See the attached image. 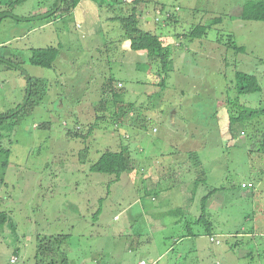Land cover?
I'll list each match as a JSON object with an SVG mask.
<instances>
[{"label": "rangeland", "instance_id": "374dc122", "mask_svg": "<svg viewBox=\"0 0 264 264\" xmlns=\"http://www.w3.org/2000/svg\"><path fill=\"white\" fill-rule=\"evenodd\" d=\"M8 1L0 0V11L9 10ZM103 1L116 6L100 9L83 0L76 13L48 17L56 0H23L11 10L13 17L1 22L0 113L24 104L35 81L43 82L35 88L40 99L34 111L1 143L11 156L8 169H0V211L8 215L0 225V264L63 258L68 264H152L188 235L186 223L197 251L184 259L168 253L154 264H217L220 257L222 264H264V120L256 117L230 130L231 115L264 107V22L241 19L249 1L259 0L142 5L139 14L153 17L157 10L160 22L140 19L139 27L160 36L171 55L160 96L155 67L145 66L147 53L131 50L121 22L113 20L131 8L117 5L125 0ZM200 25L207 28L205 36L191 37ZM230 39L245 51L229 47ZM47 46L60 51L54 68L30 64L32 50ZM238 72L256 76L262 90L239 94ZM119 82L136 107L115 122L111 97ZM89 125L88 139L69 136ZM121 146L128 147L133 164L119 182L90 171L105 151ZM161 166L165 172L154 182L164 177L172 196L162 182L153 199L147 176ZM194 168H199L197 186L185 179ZM249 182L252 187H242ZM212 187L220 193L210 204L217 212L206 214L211 236L205 233L210 226L192 224V218L164 233L158 229L160 221L187 216L183 203L189 194L206 196ZM66 236L61 254L52 250L42 256L41 244L48 247ZM14 257L16 262L10 261Z\"/></svg>", "mask_w": 264, "mask_h": 264}, {"label": "trees", "instance_id": "16d2710c", "mask_svg": "<svg viewBox=\"0 0 264 264\" xmlns=\"http://www.w3.org/2000/svg\"><path fill=\"white\" fill-rule=\"evenodd\" d=\"M23 0H9L7 3V7L9 10H2L0 11V26L2 25L1 22L7 17H13L11 10L18 5ZM83 0H56V4L51 11L50 14L47 16L49 17L52 14L62 12L64 14H71L73 13L79 4ZM94 2L100 9H103L105 6L113 7L111 4H105L103 0H91ZM128 2V3H127ZM123 1V3H118L117 5L124 4L130 7V11L127 16L123 17H116L113 20H117L121 22L122 28L124 31V39L129 42V48L136 52L145 51L147 53L148 62L145 66L149 68L155 67L154 75L157 77L158 82L156 85L159 87L160 91L155 94L156 96H160L166 89L167 78L169 76V71L171 69V55L166 46L164 45V41L161 39L160 36L153 34L149 31H144L142 28L139 27L140 19L141 21L145 22L142 18L143 15L139 14V8L142 5L152 2L151 0H131V1ZM248 11L241 16L242 20L245 21H254V22H264V0L259 1H249L248 3ZM116 5L114 4V7ZM113 7V8H114ZM149 9V8H148ZM144 10V9H143ZM163 10V9H162ZM167 21L172 22L174 17L168 13L166 15ZM154 22H160V20L155 17L153 19ZM219 19L215 20L218 22ZM162 27H165L163 24ZM207 28L205 26H197L192 32L191 37L193 38H202L205 36ZM229 47H232L237 52L245 51L243 47H238L237 44L233 41V39L229 40ZM59 48L54 46H47L46 48H37L32 50V56L29 59L30 64L36 67L52 69L54 68L55 62L59 55ZM237 77L240 81L239 87V94H252L257 93L262 90V87L254 75H249L247 73L238 72ZM32 81V79H31ZM36 83L31 87L29 90L26 100H24V104L19 105L16 109L6 112L0 113V169L3 171L7 170L10 165V156L11 152L9 149H6L2 146V141L5 136L11 135L16 127H18L21 121L29 114L34 111V108L38 105L40 95L36 93V86H38L41 82L36 80ZM112 87V83H110ZM121 85V86H120ZM114 87V86H113ZM123 85L120 83L116 88H112L113 97V106L115 108L113 112V119L115 122L121 121L123 119L124 114L127 110H133L136 107L135 103L127 102L126 91L124 88L122 89ZM101 104L105 107L107 106V101H101ZM133 112V111H132ZM104 117V116H103ZM103 117H98V119H103ZM259 117L263 118L264 120V107L250 109L241 115H231L230 116V128L233 125L239 123H245L246 121H252L254 118ZM92 125H89V128L85 130L79 129L78 132L73 133L70 132L69 136L72 138H81V139H88L92 134ZM123 146V145H122ZM120 150L112 151L108 150L105 151L99 159L91 165L90 171L94 173H101L113 176V182H119L120 176L124 173L129 172L132 169L133 160L129 154L128 147H122ZM86 148V147H84ZM87 151V148L84 152ZM82 152V151H81ZM82 152V153H84ZM85 157V153L83 155ZM1 181L3 180L0 177ZM220 189L213 188L209 189V193L202 198L201 206H202V214L199 220V223L204 225L205 227L210 226L208 231L205 232L206 235H210L212 229V223L208 221L206 217V207L207 202L209 199L216 194ZM1 200V199H0ZM100 212V210H99ZM99 212H97L99 214ZM8 221V215L5 212L0 211V225H5ZM69 237H61V240L54 242V245H50L48 247L40 245L39 249H41L42 256H45L48 252L59 253L61 254L63 249L65 248L64 240L67 241ZM51 241V240H50ZM49 241V242H50ZM48 242V243H49ZM53 250V251H52ZM44 264V263H42ZM51 264H68V260L63 258L60 262H51Z\"/></svg>", "mask_w": 264, "mask_h": 264}, {"label": "crops", "instance_id": "0c3cea01", "mask_svg": "<svg viewBox=\"0 0 264 264\" xmlns=\"http://www.w3.org/2000/svg\"><path fill=\"white\" fill-rule=\"evenodd\" d=\"M127 1H131V0H126V2H127ZM82 2H83V1H82ZM82 2H81V3H82ZM81 3L79 4V6H78V7L76 8V10L74 11L75 13H76L77 10L80 8ZM127 3H128V2H127ZM149 10H150V9H148L146 13H149ZM155 13H156V14L158 13L157 10H156ZM156 14H155V15H156ZM155 15L152 17V16H150V13H149V15H147V14L144 13V16H142V18H143V20L146 21V22H152L153 19L155 18ZM120 83L123 85L122 88H125L124 83H123V82H119L118 84H120ZM113 88H115V87H113ZM126 93H127V92H126ZM126 96H127V94H126ZM131 115H132V114H131ZM236 125H238V124H236ZM230 130L232 131V128H230ZM242 130H243V129H242ZM241 133L243 134L242 131H241ZM232 134H233V133H232ZM196 169H197V168H196ZM196 169H195V168H194V169H190V170H188V173H187V172H184V171H180V172H183V173H187V174L189 175L188 177H185V179H191V180H186V181H188V182H193V181L195 180V182H194V186H197L198 183H200V182H199V179H200V178H196V177H197V175L195 174V173H196ZM198 169H199V168H198ZM198 169H197V170H198ZM164 170H165L164 167L161 166V168H159V169H153V170L150 172V174H148V176H147V177H148V178H147V182H148V183H149V182L151 183L150 188L148 189L147 192H150V193H153V194H154L153 199H155V196H157V193H156V189H155V187L158 188V187L161 185L162 182H165V183H164V188H166V191H168L167 195H168L169 197L172 196V195H171V194H172V193H171L172 191H169L168 187H166V180H165L164 177L161 178L160 181H159L157 184L154 182V181H157V180H158L157 177H160L159 174L165 172ZM250 182H251V181H250ZM250 182H249V183H250ZM181 183H182V185H184L185 181H183V182H181ZM250 184H251V183H250ZM251 187H252V186H251ZM219 193H220V191H218L216 194H214V195L209 199V201L207 202L206 214L208 213V211H214V212H217V208H218V206H211L210 204H211L212 200H213L215 197L218 196ZM151 195H152V194H151ZM203 197H204V196H202L201 194L199 195L197 191H194L193 193L189 194V195L184 199L185 202L183 203L184 205H186V206H185V211H186L187 216L184 217L182 220L177 219V222H176V223L171 222V223H169V224H164V223H162V222L160 221V222L157 224L158 229H160L161 232L164 233V231L167 229V226H171V225H173V226H180L181 222H183V221H187L188 218H192V219H193V223H192V224H196V225H199V226H200L199 220H200V217H201V214H202V206H201V202H200L196 207H194V208H189V209H188V205H189L190 203H192V204L195 205L194 200H195L196 198H198L199 200H201ZM216 202H217V201H216ZM5 213H6V212H5ZM182 214H183V210L181 211V215H182ZM157 221H159V219H158ZM186 226H187L188 229H189L188 235H187L185 238L177 239V240L175 241L174 244H170V245L167 247V249L165 250L164 253H162V254H157L156 257L152 258V264H154V263H158L157 261L160 262V261L162 260V258L165 257V254H168V253L175 252L174 254H176V255L178 256L179 259H184L185 254H187V253L190 252L191 250L195 249V250L197 251V245H196V246H192V245H191V243L195 240V236L193 235V232L190 230V224H189V223H186ZM207 231H208V230H205V232H207ZM262 235H264V234H262ZM207 236H209V235H207ZM210 236H211V233H210ZM211 239H212V237H211ZM186 242H188V243H186ZM195 242H197V241H195ZM212 242H214V241H212ZM214 243H215V242H214ZM185 244H188V245H189V248L187 247V248H185L184 250H180V248H181L182 246H184ZM176 245H178V248L175 247ZM176 249H177V250H176ZM262 250L264 251V246H263V249H262ZM16 259H17V258L14 257L12 260H14V261L16 262ZM12 260H10V261H12ZM12 262H13V261H12ZM224 262H225V259L222 258V257H220L219 262H217V264H222V263H224ZM94 264H100V263L94 261Z\"/></svg>", "mask_w": 264, "mask_h": 264}, {"label": "built area", "instance_id": "2783aa9c", "mask_svg": "<svg viewBox=\"0 0 264 264\" xmlns=\"http://www.w3.org/2000/svg\"><path fill=\"white\" fill-rule=\"evenodd\" d=\"M120 86H121V85H120ZM251 186H252V184H250V183H249L248 185H247V184H243V185H242V187H244V188H245V187H251ZM212 240H214V239H212ZM214 241H215V240H214ZM12 261L15 262L14 260H12ZM140 264H147V263L144 262V261H141Z\"/></svg>", "mask_w": 264, "mask_h": 264}, {"label": "clouds", "instance_id": "9594fccd", "mask_svg": "<svg viewBox=\"0 0 264 264\" xmlns=\"http://www.w3.org/2000/svg\"><path fill=\"white\" fill-rule=\"evenodd\" d=\"M129 139V137H127Z\"/></svg>", "mask_w": 264, "mask_h": 264}]
</instances>
